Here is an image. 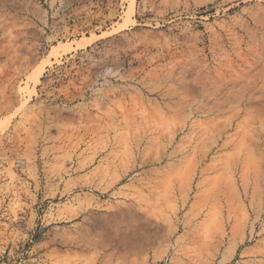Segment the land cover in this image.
<instances>
[{"label":"rangeland","instance_id":"374dc122","mask_svg":"<svg viewBox=\"0 0 264 264\" xmlns=\"http://www.w3.org/2000/svg\"><path fill=\"white\" fill-rule=\"evenodd\" d=\"M0 264H264V0H0Z\"/></svg>","mask_w":264,"mask_h":264},{"label":"bare ground","instance_id":"6f19581e","mask_svg":"<svg viewBox=\"0 0 264 264\" xmlns=\"http://www.w3.org/2000/svg\"><path fill=\"white\" fill-rule=\"evenodd\" d=\"M134 12V6H133V3H132V5H131V7H130V9H129V11L126 13V15L127 16H129V15H131L132 13ZM85 42H83V44H84ZM87 43V42H86ZM41 74H42V72L41 71H39L37 74H36V76H35V81L36 82H38L39 81V79H40V77H41ZM234 248V247H233ZM231 249V252H233L234 251V249ZM229 257V256H228ZM227 259V257L225 258V260ZM225 262V261H224Z\"/></svg>","mask_w":264,"mask_h":264}]
</instances>
